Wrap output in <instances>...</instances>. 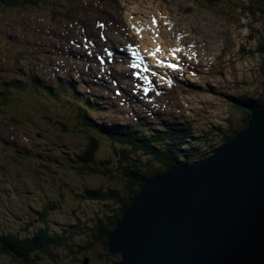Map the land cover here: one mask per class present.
I'll return each instance as SVG.
<instances>
[{"label": "rangeland", "instance_id": "obj_1", "mask_svg": "<svg viewBox=\"0 0 264 264\" xmlns=\"http://www.w3.org/2000/svg\"><path fill=\"white\" fill-rule=\"evenodd\" d=\"M106 1H111L115 10L107 9L104 6ZM106 1L68 0L65 8L60 7L59 1L60 6H53L59 9L57 13L49 5L16 10L0 7V71L11 74L13 69L17 73L23 70L22 65H31V61H20L16 65L18 63L11 55L13 48L8 49L4 45L10 41L13 44L21 42L20 48L34 59L39 75L54 79L59 74L54 64L60 50L58 45H64L71 29L77 40L74 51L93 62L89 68L81 62L73 68L84 72L83 80L90 81V74L95 78L91 82L101 87L94 95L102 96L109 105L121 103L120 109H114L112 115L106 117L109 123L112 120V123L123 125L127 122L125 118L130 116L134 123L137 113L152 115L147 110L154 109L166 120L171 116L184 118L195 124L197 129L213 125L227 130L231 127L229 122L237 123L238 127L242 122V113L231 107V97L241 95L264 99V54L255 51L258 45H264V3L260 6L263 12L255 9L251 13L247 8L252 5V0H220L216 5H209L205 0ZM78 7L85 11L96 8L98 14L93 10L86 16L71 13V21H68L60 12ZM46 28L67 32L58 38L51 32L47 34ZM50 56L54 60H50ZM5 60L11 63L6 64ZM77 77L75 75V80L80 82ZM69 78L74 79L73 73ZM81 93L86 91L83 89ZM19 97L25 99L23 95L15 94L11 97L13 101L6 100L0 94V100L4 99L9 104L1 106L8 107L7 112L19 118L14 122L8 121L4 119L7 113L0 117V147H9L14 142L35 152V155L57 147L53 154L57 158H65L62 153L68 152L80 155L85 148L83 135L71 123L68 129L56 123L64 122L59 118L63 117L62 114L63 119H69L62 108L53 102L46 106L36 103L34 105L42 113L31 118L29 109L33 105L21 104ZM42 114H48L52 119L49 121ZM101 118L104 119L105 115ZM219 145V142L214 144L216 147ZM108 151L109 147L104 145L99 158L106 159L110 154ZM4 155L0 150V227H6L13 233L25 228L30 220L38 226L40 222L35 217L41 203L38 198L47 195V199L58 198L56 182L50 180L48 174V181L42 180L38 175L43 173H37V168L32 165L24 166L31 177L20 176L18 168L8 166L11 158L4 159ZM65 169L67 171H60L56 177L65 183L62 186L75 193L99 187L116 188V182L108 178L80 176L73 168ZM5 177L8 182L3 181ZM43 189L45 191L42 192ZM14 194L15 197L10 198ZM60 210L61 213L55 212L51 218L48 217L52 225H61L69 212H78L77 217L84 219L83 222L96 219L98 214L102 216L104 207L70 199L61 205ZM50 229L54 228L50 226ZM75 243L82 245L83 241L76 238ZM78 248L72 249L77 251ZM100 252L102 250L95 247L86 254L88 264H109L108 257L113 254L108 251L109 256L103 253L101 257ZM57 254L63 259L60 264H65V261L67 264H80L70 261L73 257L63 248ZM3 259L0 264H14L7 257ZM114 262L118 264L120 256Z\"/></svg>", "mask_w": 264, "mask_h": 264}, {"label": "trees", "instance_id": "obj_2", "mask_svg": "<svg viewBox=\"0 0 264 264\" xmlns=\"http://www.w3.org/2000/svg\"><path fill=\"white\" fill-rule=\"evenodd\" d=\"M66 1L68 0H0V7L16 10L25 7H48L49 5L51 9L54 8V13H57L56 11H59V9L53 6L59 4L60 7L65 8ZM205 1L209 5H216L220 2V0ZM262 3H264V0H252V5L247 9L251 13H254L255 9L259 11ZM257 4L259 7L255 8L254 5L257 6ZM104 6L107 9L112 8L115 10V6L111 1L104 2ZM92 10L98 14L96 8ZM92 10L85 11L78 7L75 10H69V12H67L68 10H60V12L66 17V20L71 21V13H83L86 16ZM261 11L263 12V10ZM77 21L82 22L80 18H77ZM64 24L66 23L64 22ZM58 26L64 28L61 24H58ZM45 32L47 34L51 32L61 38L63 33L67 31L57 29L51 31L46 28ZM68 35V39H64V45H58L60 50L57 54V62L54 64L57 65L55 68L59 73L58 76L61 77L55 76L54 79L39 75L36 62L33 63L32 61L34 59L25 55V52L20 48L19 44L21 42L13 44V41H10L7 42V45L4 44L8 49L13 48L14 53L11 55L18 63L16 65H19L20 61L25 63L31 61V65H22L23 70L19 71L17 69L19 71L17 73L13 69L10 70L11 74H7L8 71L5 70L0 71L1 96L9 100L15 94L18 96L23 95L25 99L21 100L19 97V102L28 107L33 105L29 109L31 118L42 113L37 110L38 108L34 104L38 103L45 106L51 102L57 104V107L62 108L65 112V117L69 119L68 121L63 119L64 115L62 114L63 117L59 118L64 122L57 121L56 123L67 129L70 128L71 123V126L83 135L85 148L81 150L78 156L68 152L62 153L65 158H57L53 154L59 147L53 150L47 149L46 152L42 151L40 155H35V152L29 151L20 143L12 142L9 147H0V150L5 154L4 159L11 158L8 166L18 168L17 171L20 176L25 174V176L31 177L24 166L32 165L37 168V173H43L38 175L42 180L48 181V177H46V174H48L50 180L56 182L55 190H57L56 194L59 195L58 198L50 197L49 199H47L48 195L44 198L37 197L41 201L40 206H37L38 211L35 212L38 215L35 217H38L40 222L38 226L36 222L30 220L25 228L14 230L13 233L6 227H0L1 263L4 261L3 258L7 257L14 264H44L45 259L46 264H60L63 259L60 254H57V251L59 253L62 248L67 250L73 257L70 261L74 260L80 264H84L85 259H88L86 254L95 247L102 250L100 252L101 257L103 253H105V256H109L106 237L114 230L116 223L131 206L133 199L138 195L146 181L153 180L158 175H163L176 161L190 164L207 159L213 152L230 142L237 133L248 126L251 116L248 110L250 106L264 103V99L250 96L231 97L233 101L231 107L242 113V122L239 127L237 123L229 122L231 127L227 130L221 129V127L216 128L213 125H210L209 128H200L198 124L197 126L200 129H197L195 124H192L189 120H184V118L171 116L166 120L163 115H160L159 112L156 113L154 109L147 110L152 115L137 113L134 116L136 119L134 123H132L133 118L130 116L125 118L126 124L112 123V120H110V123H112L110 124L105 120H108L106 117L111 116L114 109H120L122 107L121 103L109 105L103 100L102 96L94 95L97 90L100 91L99 87H101L99 84L91 82L95 78L90 74V81L83 80L84 72L73 68V65L80 62L89 68L93 62L74 51L73 46L77 43V40L71 29ZM67 51L68 54H66ZM255 51L264 54V45H258ZM80 57L83 58L80 59ZM50 60L54 59L50 56ZM0 63L2 62L0 61ZM5 63L9 64L11 62L5 60ZM50 69L53 68H48V70ZM42 70H44L43 66ZM53 70L55 71V69ZM72 73L74 79L69 78ZM75 75L78 76L80 82L75 80ZM83 89L86 93H81ZM112 95L115 94L112 93ZM4 104L9 105L4 99L0 100V117L7 113L8 115L4 119L13 122L18 120V116L14 117L7 112L8 107L1 106ZM104 115L105 118L102 119L101 117ZM41 116L49 121L52 119L48 114H42ZM217 142L220 145L216 147L214 144ZM104 145L109 147L108 152L110 154L102 160L99 158V152ZM203 148L206 150H203ZM67 167L75 169L80 176L108 178L116 182V188L99 187L75 193L68 187L62 186L61 184L64 185L65 183L62 182V179L56 177L61 173L60 171H67L65 169ZM3 181L8 182L9 180L5 177ZM41 186L39 183V187ZM43 191L45 190L43 189ZM13 197H15V194L10 196V198ZM70 199L82 200L90 205L103 206V214L101 217L98 214L96 219L92 220L90 218L83 222L84 219L77 217L78 212H69L61 225H52L48 217L51 218L55 212L61 213V205ZM82 215H86V212H82ZM72 220H74V223H72ZM69 221L70 224H66ZM87 223L89 225H84ZM50 226L54 229H50ZM76 238H81L83 244L75 243ZM75 247H79L77 251L72 249H75ZM79 256L82 258L77 259ZM118 258V255H110L108 257L109 264H116L114 260L117 261ZM64 263L67 264V261Z\"/></svg>", "mask_w": 264, "mask_h": 264}, {"label": "water", "instance_id": "obj_3", "mask_svg": "<svg viewBox=\"0 0 264 264\" xmlns=\"http://www.w3.org/2000/svg\"><path fill=\"white\" fill-rule=\"evenodd\" d=\"M248 110L214 155L144 183L106 237L118 264H264V104Z\"/></svg>", "mask_w": 264, "mask_h": 264}, {"label": "flooded vegetation", "instance_id": "obj_4", "mask_svg": "<svg viewBox=\"0 0 264 264\" xmlns=\"http://www.w3.org/2000/svg\"><path fill=\"white\" fill-rule=\"evenodd\" d=\"M41 259H43V258H41ZM45 259V258H44ZM44 264H46V259H45V263Z\"/></svg>", "mask_w": 264, "mask_h": 264}]
</instances>
